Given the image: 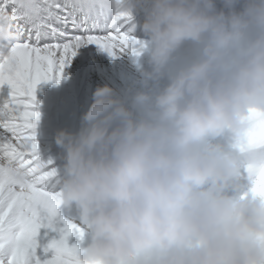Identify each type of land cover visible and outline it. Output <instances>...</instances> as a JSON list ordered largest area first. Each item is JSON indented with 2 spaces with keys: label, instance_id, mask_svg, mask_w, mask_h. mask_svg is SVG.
I'll return each mask as SVG.
<instances>
[{
  "label": "clouds",
  "instance_id": "1",
  "mask_svg": "<svg viewBox=\"0 0 264 264\" xmlns=\"http://www.w3.org/2000/svg\"><path fill=\"white\" fill-rule=\"evenodd\" d=\"M106 7L129 19L139 76L123 95L98 86L79 130L55 136L77 264H264V196L238 182L264 117V0Z\"/></svg>",
  "mask_w": 264,
  "mask_h": 264
},
{
  "label": "snow or ice",
  "instance_id": "2",
  "mask_svg": "<svg viewBox=\"0 0 264 264\" xmlns=\"http://www.w3.org/2000/svg\"><path fill=\"white\" fill-rule=\"evenodd\" d=\"M107 0H0V264H77L72 237L82 236L58 209L59 177L36 141L38 85L55 79L77 50L95 46L109 58L138 55L129 19ZM248 134L255 157L245 173L264 196V117Z\"/></svg>",
  "mask_w": 264,
  "mask_h": 264
},
{
  "label": "rangeland",
  "instance_id": "3",
  "mask_svg": "<svg viewBox=\"0 0 264 264\" xmlns=\"http://www.w3.org/2000/svg\"><path fill=\"white\" fill-rule=\"evenodd\" d=\"M137 63L146 67L143 58ZM75 70L79 71L78 75L80 77L84 76L83 81L86 84L91 85L92 91L98 86L107 85L121 95H123L125 90L132 87L133 82L138 79L139 76V73L133 64V57L131 55H122L117 59H112L109 58L106 53L99 51L95 46L89 45L78 49L76 56L73 57L71 63L64 69L61 76L63 79H60L59 82H56L55 79L52 80V82L58 86L57 88H54L52 92L54 98L61 103L60 105L64 106L67 104L72 113H77V115H79V119L82 114L87 111V108L91 103L92 92L85 87L78 88L77 92H73V86L71 83L72 73L70 72L75 73ZM62 80L64 84L63 86H60ZM71 95H73L72 99L69 97ZM73 98L78 100L79 103L74 102ZM71 126V124H66L63 126V130L69 133H75V130ZM52 164L57 169L58 177L60 179L62 175V164ZM238 182L241 186L247 183V176L243 169H241V175ZM58 189L59 185L56 191H58ZM60 215L72 218L75 223L79 224L78 213L74 206L70 208L61 206Z\"/></svg>",
  "mask_w": 264,
  "mask_h": 264
},
{
  "label": "bare ground",
  "instance_id": "4",
  "mask_svg": "<svg viewBox=\"0 0 264 264\" xmlns=\"http://www.w3.org/2000/svg\"><path fill=\"white\" fill-rule=\"evenodd\" d=\"M137 20L142 19V17H137ZM135 22V21H134ZM135 37L136 35L133 34ZM141 37V36H140ZM86 59V58H85ZM84 59V60H85ZM87 61V60H86ZM81 69V68H80ZM72 73V86L73 92H77L78 88L85 87L90 92L92 91L91 85L86 84L83 79L84 76H79V71L75 70ZM63 79V77L61 78ZM63 80L60 82V86H63ZM58 86L55 85L52 81L47 83H42L38 85L36 90V101L37 107L36 111L39 113V120L36 126V141L38 144V149L41 154V157L46 160H51L52 163H60L62 164V157L64 155L63 149L58 147L55 143V136L56 134L63 130V126L66 124H71L72 128L75 130V133L79 130L81 119H79V115L77 113H72L70 111V107L65 104L61 106L57 99L54 98L53 89L57 88ZM7 95V88L5 86L2 93H0V99H3ZM73 97V95L69 96ZM73 101L79 103L78 100L73 98ZM72 103V102H71ZM63 105V104H62ZM77 115V116H76ZM68 126V125H67ZM64 131V130H63ZM58 188V185L56 189ZM55 189V191H56ZM61 206L58 209L60 214ZM65 221L69 223L75 224L77 227L80 225L75 223L72 218H67L63 215H60ZM86 241V237H85ZM78 238L72 237L69 241L70 244L77 243Z\"/></svg>",
  "mask_w": 264,
  "mask_h": 264
}]
</instances>
